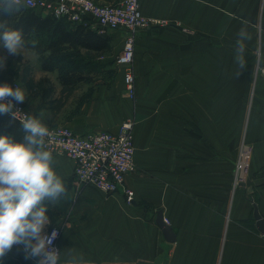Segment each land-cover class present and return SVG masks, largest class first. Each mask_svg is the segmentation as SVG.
I'll return each mask as SVG.
<instances>
[{"label": "crops", "instance_id": "obj_1", "mask_svg": "<svg viewBox=\"0 0 264 264\" xmlns=\"http://www.w3.org/2000/svg\"><path fill=\"white\" fill-rule=\"evenodd\" d=\"M140 8L161 22L136 34L135 99L126 95L125 70L117 63L123 28L102 34L111 41L107 51L81 49L108 56L104 70L115 72H84L74 85L41 69L38 54L25 50L39 67L23 82L24 103L43 123L84 134L118 131L128 116L136 117V169L126 178L132 203L123 188L77 184L74 161L53 154L68 189L48 213L50 225L62 226L61 264H264V233L253 204L264 216V78L258 70L264 0H140ZM241 27L252 39L244 41L247 66L237 78ZM244 145L251 146L250 171L236 185ZM159 211L176 240L158 224ZM29 261L14 246L0 264Z\"/></svg>", "mask_w": 264, "mask_h": 264}, {"label": "clouds", "instance_id": "obj_2", "mask_svg": "<svg viewBox=\"0 0 264 264\" xmlns=\"http://www.w3.org/2000/svg\"><path fill=\"white\" fill-rule=\"evenodd\" d=\"M31 0H0V72L10 60L21 57L25 50L35 49V39H25L24 30L10 20L28 7ZM246 23V22H244ZM29 35H32L30 33ZM235 64L237 78L247 66L246 44L252 35L246 27L237 33ZM27 99L26 90L17 83H0V115L18 120L24 133L21 141L11 135H0V259L14 246L22 248L25 258L36 264H61L62 252L53 246L59 235L53 228L49 207L67 198L64 178L54 167L53 152L46 149L49 127L37 116L16 106ZM65 264H76L69 259Z\"/></svg>", "mask_w": 264, "mask_h": 264}, {"label": "built area", "instance_id": "obj_3", "mask_svg": "<svg viewBox=\"0 0 264 264\" xmlns=\"http://www.w3.org/2000/svg\"><path fill=\"white\" fill-rule=\"evenodd\" d=\"M44 15L58 19L65 18L72 25L80 23L89 26L100 34L111 28L126 30L124 46L117 56V63L124 67L125 93L131 99L137 95L135 59V38L141 29H147L161 20L143 14L140 0H121L117 3L99 2L97 0H31L28 5ZM264 78V64L258 66ZM17 80L10 84L15 87ZM24 112L34 115L25 103L16 106ZM50 137L46 139V149L53 154H66L74 161V178L83 186L95 183L102 189L114 192L123 188L129 203L135 199V192L126 185L127 175L135 171V137L136 117L128 116L118 131L93 130L84 134L77 133L62 123L47 124ZM251 146L244 145L237 160L235 184L246 181L250 171ZM167 221V219H166ZM57 228L59 235L53 246L61 251L60 238L62 226L53 224L45 228L51 233ZM19 264H36L35 260Z\"/></svg>", "mask_w": 264, "mask_h": 264}, {"label": "trees", "instance_id": "obj_4", "mask_svg": "<svg viewBox=\"0 0 264 264\" xmlns=\"http://www.w3.org/2000/svg\"><path fill=\"white\" fill-rule=\"evenodd\" d=\"M10 23L24 30L26 40L37 41L36 48L31 50L38 54L41 69L58 72V79L66 85H74L82 73L91 71L89 65L92 69L96 65L87 61L81 49L104 52L111 47L109 37L83 23L72 25L65 18L43 15L29 7L14 16ZM77 56L81 57L78 59ZM28 83L31 84V80ZM0 135H11L16 141H21L24 133L18 120L12 121L10 116L0 115Z\"/></svg>", "mask_w": 264, "mask_h": 264}, {"label": "rangeland", "instance_id": "obj_5", "mask_svg": "<svg viewBox=\"0 0 264 264\" xmlns=\"http://www.w3.org/2000/svg\"><path fill=\"white\" fill-rule=\"evenodd\" d=\"M91 55L92 54H85L87 61H89L90 63H92L93 61L94 64H96L94 65V69H92V65H89L91 66V71H89V73L100 72L105 73L104 75H107L115 72V69L108 70V73H106V71L104 70L106 68L107 60H109L108 56L100 55L91 57ZM37 62L38 61L33 60L29 53L24 51L21 57L9 61V65L6 71L0 72V81L4 78H7V81L9 83L15 78L19 82L20 87H22L23 82L25 81V78L27 76L38 72L39 66L37 65Z\"/></svg>", "mask_w": 264, "mask_h": 264}, {"label": "water", "instance_id": "obj_6", "mask_svg": "<svg viewBox=\"0 0 264 264\" xmlns=\"http://www.w3.org/2000/svg\"><path fill=\"white\" fill-rule=\"evenodd\" d=\"M253 204H254V217L256 219L257 226L264 233V216L260 213L257 202L253 201ZM157 222L162 227L165 235L169 240L171 241L176 240V234L172 226L165 221L162 211H159Z\"/></svg>", "mask_w": 264, "mask_h": 264}]
</instances>
